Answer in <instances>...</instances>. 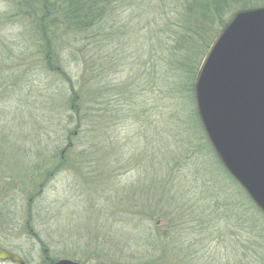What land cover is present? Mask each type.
I'll return each instance as SVG.
<instances>
[{
	"label": "rangeland",
	"instance_id": "rangeland-1",
	"mask_svg": "<svg viewBox=\"0 0 264 264\" xmlns=\"http://www.w3.org/2000/svg\"><path fill=\"white\" fill-rule=\"evenodd\" d=\"M246 5L264 0H113L73 34L61 0H0V247L26 264H264V216L193 94Z\"/></svg>",
	"mask_w": 264,
	"mask_h": 264
},
{
	"label": "water",
	"instance_id": "water-1",
	"mask_svg": "<svg viewBox=\"0 0 264 264\" xmlns=\"http://www.w3.org/2000/svg\"><path fill=\"white\" fill-rule=\"evenodd\" d=\"M193 94L216 159L264 216V6L227 20L201 62ZM0 261L25 264L2 247Z\"/></svg>",
	"mask_w": 264,
	"mask_h": 264
},
{
	"label": "trees",
	"instance_id": "trees-1",
	"mask_svg": "<svg viewBox=\"0 0 264 264\" xmlns=\"http://www.w3.org/2000/svg\"><path fill=\"white\" fill-rule=\"evenodd\" d=\"M61 1L64 5V10L61 11V17L63 19L61 20L62 21L61 24L64 25L66 32L69 31L73 34H88L90 31L94 30L97 25L101 24L103 17L101 15L102 13L101 10L103 9V6L110 4L113 0H61ZM196 6L191 7V8H197L196 14H193L194 17L193 20H195L198 23H202V20H198L199 17L207 16L210 9H208L207 5L206 7H203L202 4L200 5L198 4ZM246 7L251 8L249 5H246ZM246 7L243 6L242 8H246ZM193 11L194 10H192L191 12ZM194 27L196 28V32L194 33L196 37L200 34L199 33L200 31H197V29H200V27L197 25H195ZM74 101L75 98L72 97L71 109L75 110L77 105L74 103ZM77 113L78 111H76V114ZM71 147L72 146L69 143L66 146V149L70 150ZM133 264H152V263L151 261L143 262V263H140V261L138 262L136 261Z\"/></svg>",
	"mask_w": 264,
	"mask_h": 264
}]
</instances>
